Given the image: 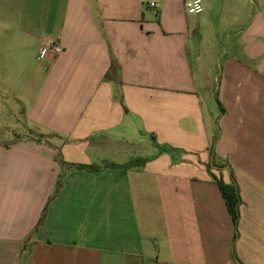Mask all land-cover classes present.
Wrapping results in <instances>:
<instances>
[{"label":"crops","instance_id":"crops-1","mask_svg":"<svg viewBox=\"0 0 264 264\" xmlns=\"http://www.w3.org/2000/svg\"><path fill=\"white\" fill-rule=\"evenodd\" d=\"M202 1L0 0V264H264V0Z\"/></svg>","mask_w":264,"mask_h":264},{"label":"trees","instance_id":"trees-1","mask_svg":"<svg viewBox=\"0 0 264 264\" xmlns=\"http://www.w3.org/2000/svg\"><path fill=\"white\" fill-rule=\"evenodd\" d=\"M216 99L218 101V105L220 107V112L223 113L225 111L224 107L222 106V103L219 101L217 95H216ZM121 102L123 103V98L120 97ZM217 139V134L214 136L213 138V142H212V147H211V155L214 157L215 155V151H214V146H215V141ZM60 162L62 163V165H68L72 168H77L80 170H85V171H89V172H97L100 171L102 169V167L100 165H95V164H82V163H66L63 160H60ZM143 162L142 159H137L134 161H131L130 163L126 164V165H119V166H139L141 165V163ZM112 166H118L115 164H112ZM118 166V167H119ZM214 178L218 181V184L221 188L222 194L224 196V198L226 199V204L228 206V209L230 211V213L232 214V217L234 219L235 225L238 224L239 221V217H240V205L242 202L241 195H240V190L239 187L233 177V180L231 183H227L226 181L222 180L221 178H218L217 176H214ZM62 178H60L58 180V184L59 186L62 184ZM45 217V213L43 214L40 223L44 220ZM237 237V235H236Z\"/></svg>","mask_w":264,"mask_h":264},{"label":"built area","instance_id":"built-area-1","mask_svg":"<svg viewBox=\"0 0 264 264\" xmlns=\"http://www.w3.org/2000/svg\"><path fill=\"white\" fill-rule=\"evenodd\" d=\"M184 4L186 7V10L191 15H198L201 14L204 11V4L202 0H184ZM151 6H155L156 2L151 1ZM64 50V46L62 43L58 40L50 43L49 45L43 46L41 49V55L45 56L49 53H53L55 55H58L62 53Z\"/></svg>","mask_w":264,"mask_h":264},{"label":"rangeland","instance_id":"rangeland-1","mask_svg":"<svg viewBox=\"0 0 264 264\" xmlns=\"http://www.w3.org/2000/svg\"><path fill=\"white\" fill-rule=\"evenodd\" d=\"M17 116L20 117V119L18 121L16 119ZM21 116L22 115H21L20 112H15V111L13 113H11V112H0V124L1 125H5V127H2V128L0 127V138L6 137V133H7V130H6L7 127L6 126H9V130H11L13 128V126H11V125L15 124L14 122H17L18 125L19 124H21V125L24 124L23 120H22L23 116L22 117ZM13 129H18V128H17V126H14ZM1 130H3V131H1ZM8 132L10 133V131H8ZM10 134L13 136L14 139L15 138L17 139V138H20V137L23 136L22 133H16V132H13V131ZM32 134L36 138H39V139L46 136V134L39 133V132H34Z\"/></svg>","mask_w":264,"mask_h":264}]
</instances>
